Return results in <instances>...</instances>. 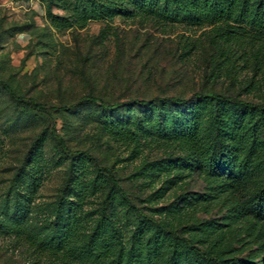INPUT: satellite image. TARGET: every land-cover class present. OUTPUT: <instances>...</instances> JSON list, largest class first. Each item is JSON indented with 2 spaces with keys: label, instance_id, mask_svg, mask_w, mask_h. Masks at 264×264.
<instances>
[{
  "label": "rangeland",
  "instance_id": "rangeland-1",
  "mask_svg": "<svg viewBox=\"0 0 264 264\" xmlns=\"http://www.w3.org/2000/svg\"><path fill=\"white\" fill-rule=\"evenodd\" d=\"M91 1L103 17L79 27L89 0H0V264H91L88 249L105 263L192 264L184 239L222 264H264V221L247 214L264 199V119L234 132L244 110L192 98L264 104V41L232 22L196 25L165 0L155 13ZM190 122L220 153L212 174L172 141ZM111 123L135 143L114 140ZM14 224L61 253L69 233L73 258L39 255Z\"/></svg>",
  "mask_w": 264,
  "mask_h": 264
},
{
  "label": "trees",
  "instance_id": "trees-1",
  "mask_svg": "<svg viewBox=\"0 0 264 264\" xmlns=\"http://www.w3.org/2000/svg\"><path fill=\"white\" fill-rule=\"evenodd\" d=\"M159 1L160 0H105L104 3H108L109 6H112L119 11L134 7L138 8L139 11L149 10L148 12L155 13L153 10L157 8ZM168 2L172 3L174 7H176V9L183 14V16L196 25L203 23L226 24L228 22H232L237 31H245L248 33L247 28L251 29L252 32L249 38H251L252 41H264V0H165V3ZM89 4V9L83 8L76 13L77 21H74L72 25L83 27L90 18L99 19L103 17L101 15V11H99L101 7H95L93 1L91 0H89ZM237 31L231 30L223 32V36H227L231 40L234 36L241 34V32ZM263 50L264 44L262 47L258 48L257 55L262 56L261 53L264 54ZM260 60V63L263 66V59L260 58ZM4 87L6 88L5 85ZM6 89L9 91L8 88ZM192 98L198 101L215 103L216 105L228 101L231 107L235 110H244L241 120L234 123V132L247 130L249 128L250 121L256 116L259 121L264 119V104L253 105L247 102L243 103V101L228 99L216 93H194ZM81 101L95 102L97 99L93 96L85 95L81 97ZM167 101L172 104H186V101H182L174 97L167 98ZM134 102L143 106L147 104L145 101ZM101 105L104 109L108 110L118 106L115 104L108 105L103 103H101ZM33 106L40 108L37 104H33ZM213 118L217 119V115H213ZM258 128V125H255L253 129L256 131ZM106 129L114 140L120 141L125 145L133 144L136 141V135L127 126L115 129L114 124L111 123ZM171 138L178 147L187 150L192 155L199 158V167L203 174H212V172L217 169L221 156L216 149L215 143L210 137H203L193 122L175 130L172 133ZM138 214L140 216L139 224H142L141 218H147L149 222L154 224L156 227L158 226L153 218L147 217V215H144L141 210H138ZM247 214L258 220L264 221V199L261 198L258 192L252 195L248 200ZM103 219L108 221L107 215L103 214L102 218L94 224V230L99 229ZM9 229L15 236L24 237L29 244V247L33 248L39 255L52 256L55 259H57L59 254H62L61 257L64 258H73L74 256L73 251L68 247V244L71 243V236L69 233L58 242L59 244H64V242L68 240V243H66V251L61 253V246L57 247L55 250L50 249L49 241L46 242L40 235L24 226L14 224L11 225ZM161 230L167 235L172 237L175 236L174 232L169 229L161 228ZM106 240L113 246H121L120 236L115 234V232H111L106 237ZM184 241L190 249L192 264H222L220 259L202 252L196 246L192 245L188 239H184ZM93 250L94 249H88L83 254V257H91V264H114V260L112 258L106 263L103 262L104 254ZM236 264H243V261L237 259Z\"/></svg>",
  "mask_w": 264,
  "mask_h": 264
}]
</instances>
